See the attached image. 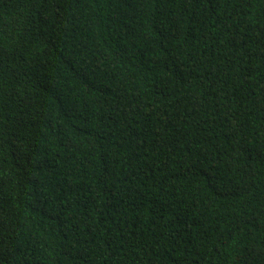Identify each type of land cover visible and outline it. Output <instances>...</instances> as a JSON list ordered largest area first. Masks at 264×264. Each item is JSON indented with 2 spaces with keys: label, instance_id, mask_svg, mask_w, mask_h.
Segmentation results:
<instances>
[{
  "label": "trees",
  "instance_id": "16d2710c",
  "mask_svg": "<svg viewBox=\"0 0 264 264\" xmlns=\"http://www.w3.org/2000/svg\"><path fill=\"white\" fill-rule=\"evenodd\" d=\"M0 264H264V0H0Z\"/></svg>",
  "mask_w": 264,
  "mask_h": 264
}]
</instances>
